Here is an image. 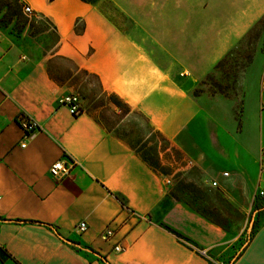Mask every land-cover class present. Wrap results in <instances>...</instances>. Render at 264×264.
Returning <instances> with one entry per match:
<instances>
[{
  "label": "crops",
  "instance_id": "0c3cea01",
  "mask_svg": "<svg viewBox=\"0 0 264 264\" xmlns=\"http://www.w3.org/2000/svg\"><path fill=\"white\" fill-rule=\"evenodd\" d=\"M111 1L126 25L90 0H23L54 25L40 57L26 34L0 30V264H264V220L235 254L222 225L168 204L165 179L116 132L134 112L170 140L202 124V83L262 21L264 0ZM80 72L98 78L111 111L60 103ZM20 112L39 124L27 139ZM58 160L70 167L61 177Z\"/></svg>",
  "mask_w": 264,
  "mask_h": 264
},
{
  "label": "rangeland",
  "instance_id": "374dc122",
  "mask_svg": "<svg viewBox=\"0 0 264 264\" xmlns=\"http://www.w3.org/2000/svg\"><path fill=\"white\" fill-rule=\"evenodd\" d=\"M90 1L127 24L111 0ZM15 3L0 0V30L18 37L26 34L23 42L40 57L56 42L54 25L33 8L31 14L6 16ZM79 75L77 95L102 116L110 110L101 109L107 104V92L94 75ZM263 75L264 18L202 83L199 94L206 111L202 124L172 140L136 112L116 126V132L165 179L168 204L185 202L222 225L235 237V254L264 220V210L258 211L264 206V196L259 194L264 165Z\"/></svg>",
  "mask_w": 264,
  "mask_h": 264
},
{
  "label": "built area",
  "instance_id": "2783aa9c",
  "mask_svg": "<svg viewBox=\"0 0 264 264\" xmlns=\"http://www.w3.org/2000/svg\"><path fill=\"white\" fill-rule=\"evenodd\" d=\"M23 8H24L25 13H27V14L33 13L32 7L30 5L26 4V5H24ZM262 87L264 89V75H263ZM60 103L63 105H66L69 108L70 112L74 115L80 114L83 110L80 98L77 94L65 95L61 99ZM17 122L23 131L24 138H26V139L32 133H34L36 130H38V128H39L38 122L25 112H20L17 115ZM22 145L25 146V143H23ZM69 172H70V167L68 165H66L62 160H58V161L54 162L50 168V173L55 177H61V176L65 175ZM262 172L264 173V165H263V171ZM227 174H228V172L224 173V175H227ZM215 184H217V182H215ZM259 194L261 196H264V188L260 187ZM86 227H87V223L85 221H83L79 224L80 230H85ZM113 235H114V229L111 227H106L101 234L102 238L105 240H108ZM123 249L124 248L122 247V245H120V244L115 245V250L120 251Z\"/></svg>",
  "mask_w": 264,
  "mask_h": 264
},
{
  "label": "trees",
  "instance_id": "16d2710c",
  "mask_svg": "<svg viewBox=\"0 0 264 264\" xmlns=\"http://www.w3.org/2000/svg\"><path fill=\"white\" fill-rule=\"evenodd\" d=\"M24 2L23 0H16V3H15V7L14 8H10L9 9V12L6 13V16L12 18L14 16H18L20 14H26L24 12ZM119 197V196H118ZM123 204L124 201L122 200ZM162 226H164L165 228H167L169 231L173 232L174 234H176L179 238H183V239H186V240H189L186 236H184L182 233L178 232L177 230L173 229L172 227L168 226V225H165V224H162Z\"/></svg>",
  "mask_w": 264,
  "mask_h": 264
}]
</instances>
